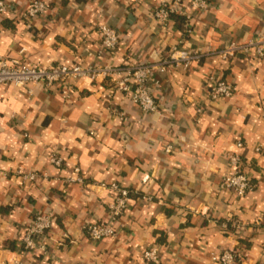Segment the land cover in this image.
Listing matches in <instances>:
<instances>
[{"label": "crops", "instance_id": "1", "mask_svg": "<svg viewBox=\"0 0 264 264\" xmlns=\"http://www.w3.org/2000/svg\"><path fill=\"white\" fill-rule=\"evenodd\" d=\"M6 1L22 10L29 0ZM42 1L43 17L0 20V56L39 67L124 66L159 62L175 48L217 51L264 36V0H210L207 12L167 28L151 17L164 0ZM102 25L120 34L114 53L101 46ZM218 72L235 86L233 98H209L207 80ZM159 80L161 111L151 115L91 80L79 82L69 102L40 85L0 87V264H147L143 253L154 246L162 264H214L232 249L247 264H264V61L205 59ZM233 153L254 185L244 198L220 187ZM54 154L62 169L50 163ZM18 170L40 177L25 183ZM71 178L84 184H67ZM114 182L141 195L117 237L93 243L86 228L109 219ZM147 194L152 202L142 200ZM46 212L54 215L49 253L22 250L27 226ZM230 221L241 225L237 235L226 234Z\"/></svg>", "mask_w": 264, "mask_h": 264}, {"label": "built area", "instance_id": "2", "mask_svg": "<svg viewBox=\"0 0 264 264\" xmlns=\"http://www.w3.org/2000/svg\"><path fill=\"white\" fill-rule=\"evenodd\" d=\"M140 0H129L135 6ZM210 0H173L162 1L153 11L152 19L162 28H167L176 17L191 18L207 12L211 8ZM48 5L42 0H29L27 6L20 10L16 4L6 0H0V20L13 17L21 20H32L43 17L48 12ZM103 50L114 53L120 46L119 32L107 25L100 26L96 31ZM243 58L247 62L252 60L264 61V36L253 38L246 43L230 42L222 49L207 52H190L175 48L170 54L159 62L130 63L124 66L115 65H51L39 67L31 64H23L20 60H8L0 56V87L13 86L26 89L30 85H40L48 92H55L66 102L72 100L76 94L77 84L83 80L105 83L110 85V98L117 94L128 97L142 113L146 115L159 114L161 107L153 94L154 88L160 84L159 76L170 69H188L192 64L202 60H215L229 62L232 59ZM209 98L212 101L228 100L234 97L236 88L228 82L222 72L212 75L207 80ZM31 93V91H29ZM203 113V108L198 109ZM25 138H28L26 135ZM239 149H244V143L238 142ZM172 152V147L166 149ZM231 171L222 176L220 187L222 190L232 193L236 198H244L253 191L254 185L251 178L244 170L243 157L240 153L228 156ZM50 163L59 169L64 166L63 158L54 154ZM76 173L79 170H75ZM25 183H33L40 177L36 172H16ZM84 184L83 178L69 179L67 184ZM113 198L107 206L109 219L107 221L94 222L87 226L86 236L93 243H102L105 240L115 239L119 233V225L125 216L133 196L141 195L138 190L114 182L110 184ZM142 200L152 202L151 195L142 196ZM53 213L37 214L26 228V233L21 240V249L32 254L49 253L48 234L53 229ZM223 225L225 229L231 225L240 229L241 225L236 221H230ZM160 247H150L143 253V259L147 264H162ZM239 250H226L213 256L214 264H247Z\"/></svg>", "mask_w": 264, "mask_h": 264}, {"label": "trees", "instance_id": "3", "mask_svg": "<svg viewBox=\"0 0 264 264\" xmlns=\"http://www.w3.org/2000/svg\"><path fill=\"white\" fill-rule=\"evenodd\" d=\"M5 19H7V18H4L3 20H5ZM176 19H178L180 23L182 22L183 19L185 20V18H183V17H176L175 20H176ZM231 228H232V227H228V229H227L228 232H226V234H227V233L230 234V233H233V232H234V233L237 235V234H238V230H236V229L233 230V229H231ZM240 241L242 242V240H240ZM242 244H243L244 246H246L245 242H244V243L242 242ZM241 248H242V246H241ZM241 248H240V250H241ZM244 248H245V247H244ZM242 250H244V249H242ZM242 258H243V256H242Z\"/></svg>", "mask_w": 264, "mask_h": 264}]
</instances>
